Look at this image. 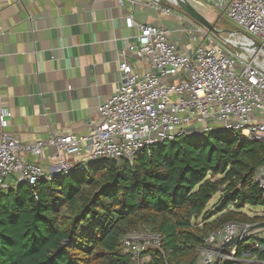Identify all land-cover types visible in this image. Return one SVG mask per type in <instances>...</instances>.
<instances>
[{"label":"trees","instance_id":"16d2710c","mask_svg":"<svg viewBox=\"0 0 264 264\" xmlns=\"http://www.w3.org/2000/svg\"><path fill=\"white\" fill-rule=\"evenodd\" d=\"M263 163L262 142L211 131L154 145L132 163L100 159L78 173L0 189V264H134L122 249L133 230L160 235L143 264H194L211 231L264 219L255 178ZM217 192L224 198L207 212ZM258 206L260 216L243 211ZM243 253L264 264V251L248 240L237 244L236 258Z\"/></svg>","mask_w":264,"mask_h":264},{"label":"built area","instance_id":"2783aa9c","mask_svg":"<svg viewBox=\"0 0 264 264\" xmlns=\"http://www.w3.org/2000/svg\"><path fill=\"white\" fill-rule=\"evenodd\" d=\"M212 1L222 3L235 28L210 30L221 36L203 38L201 25L179 16L190 25L183 32L194 41L191 51L178 50L166 28L126 17V25L138 29L128 50L145 68L120 62L116 88L98 106L87 134L52 131L45 141L20 144L5 130L10 110L0 106V189L12 188L9 180L14 187L78 173L100 159L132 163L144 150L186 134L234 131L264 144V0ZM45 144L57 150L58 163L49 173L24 156H41ZM68 155L77 161L66 160ZM255 178L264 199V163ZM258 222L229 221L211 231L194 264H213L231 249L235 256L226 259L238 260L236 247L243 240L264 251V227H255ZM159 246L160 235L150 231L133 230L122 240L134 264L148 248Z\"/></svg>","mask_w":264,"mask_h":264},{"label":"crops","instance_id":"0c3cea01","mask_svg":"<svg viewBox=\"0 0 264 264\" xmlns=\"http://www.w3.org/2000/svg\"><path fill=\"white\" fill-rule=\"evenodd\" d=\"M129 15L169 30L178 50L193 49L183 32L189 23L175 11L162 12L156 0L0 1V106L11 112L5 130L20 144L45 141L52 131L87 134L116 88L120 62L145 68L128 50L138 34L126 25ZM56 154L45 144L41 156H24L49 173Z\"/></svg>","mask_w":264,"mask_h":264},{"label":"rangeland","instance_id":"374dc122","mask_svg":"<svg viewBox=\"0 0 264 264\" xmlns=\"http://www.w3.org/2000/svg\"><path fill=\"white\" fill-rule=\"evenodd\" d=\"M156 1L158 4H160L161 9L168 8L171 10V12L175 11L176 13L181 14L182 16L187 18L189 21L202 26L200 22L189 16L184 10H182L176 5L169 3L167 0H156ZM186 1L189 2L194 8H196L211 24H213V27L216 29V31L235 28V24L230 19H228L224 14L222 3H216L213 2L212 0H186ZM201 30L203 31L201 33L203 38H206L207 36H211V37L213 36L218 38V36L219 37L221 36L220 33L217 32L214 33L204 27ZM223 198L224 195L221 194L220 192L215 193L208 201L205 210H207V212L214 211L221 203ZM243 211L247 213L249 216H254V215L260 216L262 214L263 208L259 206L252 208L244 207ZM233 251L234 250L231 249L229 252L226 253V256H219L218 258H216L218 260H222L219 262L217 261L218 264H221L223 260H225L228 257V254L233 253ZM200 253L201 252H199L198 260L200 259ZM234 253L233 256H235ZM242 256L243 257L238 260L242 261L243 264L256 263V259L253 256L252 257L248 256L246 253L243 254ZM147 260L148 258L147 256H145L143 257V260L142 259L140 260V263L143 264V262H146Z\"/></svg>","mask_w":264,"mask_h":264},{"label":"water","instance_id":"95a60500","mask_svg":"<svg viewBox=\"0 0 264 264\" xmlns=\"http://www.w3.org/2000/svg\"><path fill=\"white\" fill-rule=\"evenodd\" d=\"M181 9L184 10L189 16L197 20L202 24V26L208 30H216L211 24L196 8H194L189 2H184V5L181 6ZM224 31H232L231 29H225ZM236 35H238L237 31ZM255 227H264V220L255 224ZM218 259L214 261L213 264H216Z\"/></svg>","mask_w":264,"mask_h":264},{"label":"bare ground","instance_id":"6f19581e","mask_svg":"<svg viewBox=\"0 0 264 264\" xmlns=\"http://www.w3.org/2000/svg\"><path fill=\"white\" fill-rule=\"evenodd\" d=\"M169 3L178 6L181 8L182 5H184V2H187L186 0H167Z\"/></svg>","mask_w":264,"mask_h":264}]
</instances>
